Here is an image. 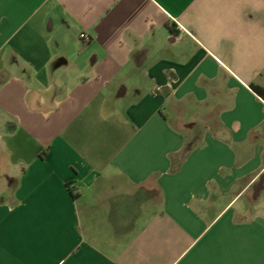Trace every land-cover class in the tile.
Masks as SVG:
<instances>
[{
    "label": "crops",
    "instance_id": "obj_1",
    "mask_svg": "<svg viewBox=\"0 0 264 264\" xmlns=\"http://www.w3.org/2000/svg\"><path fill=\"white\" fill-rule=\"evenodd\" d=\"M0 264H264V0H0Z\"/></svg>",
    "mask_w": 264,
    "mask_h": 264
},
{
    "label": "trees",
    "instance_id": "obj_2",
    "mask_svg": "<svg viewBox=\"0 0 264 264\" xmlns=\"http://www.w3.org/2000/svg\"><path fill=\"white\" fill-rule=\"evenodd\" d=\"M253 91L257 94H262V90L259 88L254 87Z\"/></svg>",
    "mask_w": 264,
    "mask_h": 264
},
{
    "label": "built area",
    "instance_id": "obj_3",
    "mask_svg": "<svg viewBox=\"0 0 264 264\" xmlns=\"http://www.w3.org/2000/svg\"><path fill=\"white\" fill-rule=\"evenodd\" d=\"M79 38L82 39V40H84V39H87V36L82 33V34L79 35Z\"/></svg>",
    "mask_w": 264,
    "mask_h": 264
}]
</instances>
